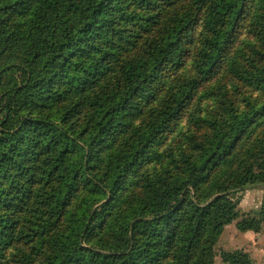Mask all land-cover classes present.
I'll use <instances>...</instances> for the list:
<instances>
[{
    "label": "trees",
    "instance_id": "16d2710c",
    "mask_svg": "<svg viewBox=\"0 0 264 264\" xmlns=\"http://www.w3.org/2000/svg\"><path fill=\"white\" fill-rule=\"evenodd\" d=\"M252 1L230 81L197 98L195 111L202 98L212 111L192 112L182 144L157 151ZM193 24L197 76L161 85ZM253 90L264 91V0H180L172 11L163 0H0V264H27L31 249L4 263L22 243L42 264H215L239 219L235 194L264 184V133L243 144L264 109ZM146 162L157 169L143 172ZM259 215L238 230L260 233L264 205ZM221 260L254 264L244 251Z\"/></svg>",
    "mask_w": 264,
    "mask_h": 264
},
{
    "label": "rangeland",
    "instance_id": "374dc122",
    "mask_svg": "<svg viewBox=\"0 0 264 264\" xmlns=\"http://www.w3.org/2000/svg\"><path fill=\"white\" fill-rule=\"evenodd\" d=\"M166 1L168 9H172L178 7L180 5V0H163ZM255 5V1H252L248 4L244 19L240 21V25L237 31V35L233 43H231L224 54V58L218 63L216 66L217 69L211 74L210 78L207 81L202 82L199 85L198 95L195 97L192 105L187 107L182 113H180L176 119L172 122L171 127L165 133L164 138L159 142H156L154 145V149L160 151L161 153H165L166 151H171L172 148L178 147L182 144L183 137L180 135L181 131L185 133L191 127V117L192 112L195 111L197 98L201 96V94L205 90H209L212 86H215L219 83L222 85L228 84L230 81V76L226 75V70H228L229 60L233 55L236 54L239 45L241 47L250 39V33L247 32L246 27L248 20L250 19V13L253 10ZM136 13L140 11L138 7H135ZM130 29L134 30V26L130 25ZM138 29V26H136ZM129 29V31H131ZM202 34L201 28L199 24H193L189 30L188 34H186V49L187 52L184 54L181 65L176 68H168L164 72V77L161 81V85L169 87L168 85L177 86L180 82H184L189 78H194L197 76V71L195 70V61L198 57V52L200 50L201 45H199L202 41L200 40V35ZM142 41V40H141ZM199 45V46H198ZM166 81V83H164ZM210 92V91H209ZM209 95V93L207 94ZM217 95V93L215 94ZM249 98L253 103H256L258 106L264 105V91H256L253 90L249 92ZM215 97V96H213ZM206 98H202V103L204 105L201 109L196 110V115H207L212 111L214 106V99L205 100ZM264 108V106H263ZM147 109V108H146ZM254 130L249 137H245L243 140V144L245 142L249 144V142L254 141L258 136L264 133V109L260 114L259 119H256L253 123ZM243 148V146H241ZM177 149L175 150V152ZM158 167L157 164L145 163L142 171L145 173H153L154 169L156 170ZM236 199H240L238 205L239 219L227 226L221 237L219 238L218 243L215 246L216 259L215 264H223L221 260L222 252H234V251H244L251 255L254 264H264V224L262 225V229L260 233L255 232H247L243 233L238 230L237 223L246 218H260V213L262 212V208L264 205V184L258 185H250L245 186L243 190L238 191L235 194ZM30 201L27 202V206ZM16 212V216L19 219H23V215ZM31 249V257L28 260L27 264H42L41 258L38 256L37 248L35 244H15L10 250L6 253L4 258V263H10L12 260H20L23 252Z\"/></svg>",
    "mask_w": 264,
    "mask_h": 264
}]
</instances>
